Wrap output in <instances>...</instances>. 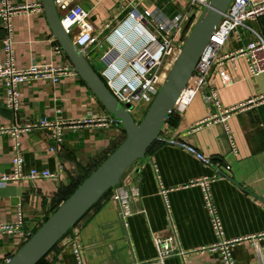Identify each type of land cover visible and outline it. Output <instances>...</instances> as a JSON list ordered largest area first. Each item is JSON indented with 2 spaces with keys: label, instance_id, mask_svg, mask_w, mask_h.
I'll list each match as a JSON object with an SVG mask.
<instances>
[{
  "label": "crops",
  "instance_id": "crops-1",
  "mask_svg": "<svg viewBox=\"0 0 264 264\" xmlns=\"http://www.w3.org/2000/svg\"><path fill=\"white\" fill-rule=\"evenodd\" d=\"M132 1H136L141 11L159 13L167 19H173L184 7L182 2L171 0H78L77 4L88 11L94 34L101 35L105 25H116L118 19L126 15ZM11 4L31 6L12 18L15 66L25 69L40 64L68 69V72L58 83L38 79L21 86L20 108L12 116L6 107V87L0 83V125L22 126L42 119L64 122L111 119L103 126L66 127L62 145L55 143L49 130L22 135L20 149L25 174L32 169L57 172L63 167L57 181L13 182L6 187L12 193L0 195V223L15 222L18 209L22 208L24 228L35 234L74 190L116 151L125 141L126 133L74 71L63 49L58 52L61 46L50 27L42 0H11ZM247 26L264 37V18L249 21ZM240 34L243 41L238 42L236 35L231 36L221 49V55L234 53L256 40L246 29L240 30ZM6 36L0 17V62L4 59ZM89 54V61L93 63L97 59L95 53ZM210 89L217 91L223 108L239 107L264 94V74L252 76L244 58L227 61L216 67L209 87L200 91L185 114L169 117L162 136L194 147L216 166L210 168L200 163L179 146L157 142L146 159L137 162L121 180V185L138 187L141 193L139 199L130 203L133 215L127 219V226L110 192L39 264H77L70 241L75 231H79L77 239L86 264H221L219 251L211 252L220 239L205 202L203 187L197 184L202 179H212L217 173L221 177L212 181L209 188L224 239H251L232 247V258L236 264H264V106L252 105L237 111L223 124L213 119L215 107L206 101ZM14 156L13 138L0 135V176L12 173ZM226 167L231 169L228 171ZM159 182L170 190L166 197L168 208L160 194ZM168 211L185 255L161 261L154 237L167 234ZM26 242L18 234L1 235L0 264H6Z\"/></svg>",
  "mask_w": 264,
  "mask_h": 264
},
{
  "label": "built area",
  "instance_id": "built-area-1",
  "mask_svg": "<svg viewBox=\"0 0 264 264\" xmlns=\"http://www.w3.org/2000/svg\"><path fill=\"white\" fill-rule=\"evenodd\" d=\"M1 1L0 17L3 20L7 36L3 41L4 59L0 62V83L6 87V107L15 115L20 108L21 86L38 79L58 83L61 77L68 72V69L40 64H33L25 69H18L15 66L12 18L15 14L27 10L31 6L27 8L17 7L11 4V0ZM54 1L65 33L73 40L74 44L84 53L88 60L90 59L89 53L94 52L96 54V58L99 59V62L104 67L98 74L107 88L121 105L125 108L128 105H132L134 109L136 105L149 107L153 103L164 84L160 83L159 75L166 59L174 51H178L180 54L197 19L211 0H171L172 2H182L184 5L183 10L173 19L164 18L159 13L148 10L141 11L136 1H132L126 15L120 17L116 25H113V23L105 25L101 35L94 34L89 20V13L81 5L77 4L78 0ZM193 12L194 18L191 17ZM261 18H264V0L232 1L214 31L209 46L197 64L187 86L170 112V116L185 114L199 96L200 91L209 87L210 77L216 67L227 61L234 62L236 59L244 58L252 76L264 74V37L247 26V22L259 21ZM242 29L254 34L256 40L248 42L234 53L221 55V49L231 36L236 35L238 42L243 41L240 34ZM57 50L62 52L61 47ZM206 101L215 107L216 113L213 114V119L225 124L229 116L237 111L244 110L252 105L264 106V94L250 99L239 107L225 109L218 100L217 91L210 89L209 94L206 96ZM133 111H130V113L132 114ZM109 122H111V119L108 120L105 117L71 122H64L60 119L54 121L42 119L38 122L11 127L0 125V135L7 134L13 138L15 152L12 160V173L0 176V188H6L13 182L25 180L50 179L57 181L61 176L62 166L59 167L57 172L38 169H32L28 174L23 172L24 157L20 149V139L24 133L36 130H49L52 132L55 143L62 145L64 142L63 130L66 127L76 129L83 124H99L103 126ZM225 128L229 135L228 128L226 126ZM229 140L233 153L236 155L237 150L231 136ZM159 141H165L171 146L183 148L197 161L210 168L216 166L212 159L203 156L202 153L192 146L175 139H165L162 133L159 136ZM53 150L52 148L51 151ZM226 168L228 171L231 169L230 167ZM220 177L217 173L212 179L205 178L197 184L203 187L205 202L212 214L213 226L220 239L219 244L211 248V252L219 251L221 264H236L231 256L232 247L244 240L251 239L229 241L224 239L222 223L216 215L209 188L210 183ZM159 190L168 208L166 197L170 190L165 189L161 182H159ZM111 193L112 199L118 206L122 222L126 227L127 219L133 215L130 203L140 198V190L138 187H130L127 183L124 185L120 183ZM71 231H74V228ZM78 232L75 231L73 233L70 241L72 242L77 264H86L82 246L77 239ZM5 234L21 235L25 238V241H28L34 235L24 228L22 208L18 209L15 222L0 223V236ZM154 243L158 249L161 261L171 256L178 255L183 257L185 255L181 250L176 226L169 211L167 234L163 236L156 235ZM256 252L260 254L258 248Z\"/></svg>",
  "mask_w": 264,
  "mask_h": 264
},
{
  "label": "water",
  "instance_id": "water-1",
  "mask_svg": "<svg viewBox=\"0 0 264 264\" xmlns=\"http://www.w3.org/2000/svg\"><path fill=\"white\" fill-rule=\"evenodd\" d=\"M232 1L211 0L203 10L165 83L144 118L138 123L130 113L133 106L128 105L125 108L116 100L92 63L65 33L55 1L42 0L50 27L75 72L87 83L114 122L122 127L126 139L6 264L41 262L109 191L115 190L137 162L146 159L151 147L159 142L170 112L187 86ZM191 17L194 18V12ZM8 113L12 116L10 110ZM8 193H12L11 189L0 188V195Z\"/></svg>",
  "mask_w": 264,
  "mask_h": 264
},
{
  "label": "rangeland",
  "instance_id": "rangeland-1",
  "mask_svg": "<svg viewBox=\"0 0 264 264\" xmlns=\"http://www.w3.org/2000/svg\"><path fill=\"white\" fill-rule=\"evenodd\" d=\"M92 65L98 73H100V71L104 68L103 65L99 62L98 58L93 61ZM148 109L149 107H145L144 105H136L133 109L134 111L132 113V116L137 122H140L144 118Z\"/></svg>",
  "mask_w": 264,
  "mask_h": 264
},
{
  "label": "bare ground",
  "instance_id": "bare-ground-1",
  "mask_svg": "<svg viewBox=\"0 0 264 264\" xmlns=\"http://www.w3.org/2000/svg\"><path fill=\"white\" fill-rule=\"evenodd\" d=\"M179 53L178 51L172 52L169 57L166 59L161 71H160V83H165L173 65L176 62V59L178 57Z\"/></svg>",
  "mask_w": 264,
  "mask_h": 264
},
{
  "label": "trees",
  "instance_id": "trees-1",
  "mask_svg": "<svg viewBox=\"0 0 264 264\" xmlns=\"http://www.w3.org/2000/svg\"><path fill=\"white\" fill-rule=\"evenodd\" d=\"M154 145H155V144H154ZM154 145H153V146H154ZM153 146H152V147H153ZM152 147H151V148H152ZM148 152H149V151H148ZM80 186H81V185H80ZM78 188H79V187H78ZM78 188H76V190H77ZM76 190H74V192H75ZM74 192H73V193H74ZM110 192H111V191H109L108 193H110ZM73 193H72V195H73ZM108 193H107V194H108ZM107 194H106V195H107ZM72 195H71V196H72ZM71 196H70V197H71ZM70 197H69V198H70ZM69 198H68V199H69ZM68 199H67V200H68ZM91 210H92V209H91ZM89 212H90V211H89ZM87 214H88V213H87ZM87 214H86V215H87ZM86 215H85V216H86ZM85 216H84V217H85ZM84 217H83V218H84ZM75 226H76V225H75ZM55 247H56V246H55ZM55 247H54V248H55ZM39 263H40V262H39ZM39 263H38V264H39Z\"/></svg>",
  "mask_w": 264,
  "mask_h": 264
}]
</instances>
